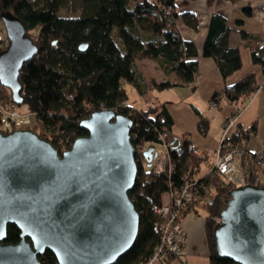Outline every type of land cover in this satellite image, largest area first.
Returning <instances> with one entry per match:
<instances>
[{
  "label": "trees",
  "instance_id": "1",
  "mask_svg": "<svg viewBox=\"0 0 264 264\" xmlns=\"http://www.w3.org/2000/svg\"><path fill=\"white\" fill-rule=\"evenodd\" d=\"M226 1L235 4L239 0ZM5 9L20 17L26 35L38 47L37 53L22 64L18 76L20 104L24 103L32 113L28 129L47 139L61 153L75 138L88 133L81 127V119L95 110L110 108L133 115L134 146L145 141L157 142L164 127L169 129V141L174 140L169 149L174 164L170 172H152L148 169L152 155L145 156L146 150L137 151V176L128 196L139 214V231L133 245L113 264H147L162 241L157 225L160 217L155 210L161 194L167 191L173 194L185 186L194 195L184 203L179 215L203 212L210 264H240L218 255L213 234L214 217L219 215L225 196L233 188L232 181L205 168V149L204 154L197 155L198 149L188 135H174L168 102L134 108L127 104L125 85L136 86L140 93L146 91L144 76L135 63L139 58L153 59L167 76L175 75L172 80L152 82L153 89L163 90L191 84L199 68V55L208 57L215 62L223 82L210 99L219 104L223 98L231 104L225 117L230 118L234 105L243 108V101L264 88L263 37L243 29L241 19L234 24L214 12L205 23L200 53L195 42L184 39L177 26L180 19L189 28L198 30V17L193 10L177 7L175 0H0V13ZM249 12L247 8L246 15ZM237 27L245 41L242 46L249 49L250 59L258 65L260 78L255 70H250L226 82L242 66L241 45L230 43V33ZM7 41V36L0 35V51ZM82 45L84 49L80 48ZM11 100L12 92L0 84V118L1 105ZM203 123L201 117L200 124ZM1 125L0 130L7 132ZM255 129L254 123L247 128L238 126L225 136L221 147L223 150L237 147L240 155L236 164L245 169L247 182L264 186L256 176L264 169V163L253 165L259 150L247 147L249 135ZM5 234L6 242L15 243L20 238L19 229L13 224L7 225ZM175 257L180 258L170 254L165 262ZM38 258L40 264H57L50 249L38 254Z\"/></svg>",
  "mask_w": 264,
  "mask_h": 264
},
{
  "label": "water",
  "instance_id": "2",
  "mask_svg": "<svg viewBox=\"0 0 264 264\" xmlns=\"http://www.w3.org/2000/svg\"><path fill=\"white\" fill-rule=\"evenodd\" d=\"M0 14L8 40L0 51V84L20 105V68L38 47L18 15ZM133 122L132 114L95 110L80 120L88 133L61 153L28 128L0 130V264H40L46 249L57 264H113L126 253L140 221L128 196L137 176ZM218 217V255L264 264V186L231 188ZM8 224L19 229L15 243L4 241Z\"/></svg>",
  "mask_w": 264,
  "mask_h": 264
},
{
  "label": "rangeland",
  "instance_id": "3",
  "mask_svg": "<svg viewBox=\"0 0 264 264\" xmlns=\"http://www.w3.org/2000/svg\"><path fill=\"white\" fill-rule=\"evenodd\" d=\"M177 1L178 0H176L175 2ZM178 7L181 9L184 7L188 8L190 6L183 4ZM69 13L70 12H68V14ZM178 23L180 25V22ZM233 32L234 31H232V33ZM0 35L5 36L4 25L2 24L1 20ZM240 45L242 66L237 72L228 76L226 82H232L236 80L244 72H248L250 70L258 71L259 69L258 65L253 63L250 59L249 49L247 47H243L242 44ZM135 63L137 64L138 72L144 76L143 85H145L144 89L146 91L140 93L137 90L136 86L126 84L125 86L128 97L127 104L129 106L131 105L134 108L141 109V107H144L147 103H163V101L168 102L166 106H168L169 113L171 117H173V124L171 128L175 136L177 135L182 137L188 135V138L192 140L197 149L208 150L209 154L210 151L212 152V150H216L218 149V147L222 150L221 154L225 151H228H223V148L221 147L223 140L221 139L225 138V136H227L231 131H234L238 128L236 120L242 108L239 109L238 105H234L233 115L230 116V118H225L223 123L220 125L223 114L227 113L230 108H232V105L227 104V102L223 98H220V106H218V102L210 99L213 92L218 90L220 85H223L222 80H218V76L217 78H214L212 74H207L204 81L200 82V84H196V86H193L195 83L191 82V84H184V86H174L172 88L158 90L152 88V82L162 81L165 78H169L172 80L173 78H175V75L167 76L165 73H163L158 63H156V61H154L153 59L139 58ZM258 78H260V75H258ZM260 90L262 89H257V92L252 93L251 96L260 92ZM11 101L14 102L13 100ZM248 101L249 100L245 101L244 103L248 104ZM8 104L9 102L4 105L8 106ZM236 108H238V111H236ZM15 111L22 116H28L32 114L31 112L26 110V106L24 103L20 105L17 104ZM260 114L262 115V117L259 121L256 122L257 130L253 134L249 135L250 137L248 138L247 142L248 147H250L252 150L254 148H256V150H259L261 148V133L264 131V107L260 110ZM201 117L204 119L203 124H200ZM1 126L3 127V125ZM26 128H28V126ZM238 132L241 131L239 130ZM234 150H236V152L237 150L240 151L237 147H231L229 149L230 153L231 151L234 152ZM239 155L240 153H237L236 158ZM258 175L259 174H257L256 176ZM162 194H165V192ZM160 203H162V197ZM202 214L203 212L200 213V215ZM203 216L204 215L199 217L201 218ZM218 216L219 215L214 217L216 223Z\"/></svg>",
  "mask_w": 264,
  "mask_h": 264
},
{
  "label": "crops",
  "instance_id": "4",
  "mask_svg": "<svg viewBox=\"0 0 264 264\" xmlns=\"http://www.w3.org/2000/svg\"><path fill=\"white\" fill-rule=\"evenodd\" d=\"M194 1L195 2L178 0L176 3L177 7L183 4L190 6L188 8H184L194 11L196 17H198L199 20V29L194 30L189 28L180 19L177 20V26L178 29H180L182 37L184 39L195 42L200 53L203 36L206 31L205 23L210 15L214 14V12L221 14L234 24L237 19H241V26L243 29L258 36L260 35L264 39V0H239L235 4H232L226 0ZM247 8L250 9V12L246 15L245 10ZM178 22H180V25ZM232 31L234 32L230 33V43L233 45H243L245 41L239 36L238 27L237 29H234ZM198 60L200 61V68L196 71L193 77L192 83H195L193 86H196V84H200V82H203L207 74H212L214 78H217L218 76V80L221 79L220 72L218 71L215 62L212 59L208 57L203 58L201 55H199ZM259 71V69L258 71H256L258 75ZM221 86L222 85H220V87ZM263 89L264 88H262V90H260V92L256 93L255 95L248 97L245 100H249L248 104L244 103L245 101L242 102L244 103L243 108L236 120V124L240 126V128H247L252 123H254L256 125L255 131L257 130L256 122L261 119L262 115L260 114V110L264 107ZM226 116L227 113L223 114L220 125L223 123ZM261 134L262 138L260 141H263L264 131ZM250 150L255 151L256 148H254L253 150L250 148ZM258 176L259 179H261V181L264 183V169L260 170ZM199 216L202 215L190 212V214H186L182 219V227L185 231L186 240L183 245L184 254L181 258L175 257L173 259H170V261L168 262L153 261L148 264H181V259L185 260L186 264H210V260L208 259L209 251L207 248V237L205 236L204 216L201 218Z\"/></svg>",
  "mask_w": 264,
  "mask_h": 264
},
{
  "label": "built area",
  "instance_id": "5",
  "mask_svg": "<svg viewBox=\"0 0 264 264\" xmlns=\"http://www.w3.org/2000/svg\"><path fill=\"white\" fill-rule=\"evenodd\" d=\"M257 92V91H256ZM2 116L0 118V123L7 132L13 129L26 128L31 124L32 114L28 116H22L16 113L15 102L9 101L8 106L1 105ZM12 110V111H10ZM10 111V113H9ZM238 111V108H236ZM132 127V126H131ZM227 135V134H226ZM169 129L164 127V130L158 135L157 142L145 141L142 144L135 146L136 152H143L148 148H152V158L148 161V169L152 172L166 173L174 169V164L170 157V145L171 142L168 139ZM133 136L130 134V141H132ZM222 138L221 140H223ZM261 148L256 152L253 165L261 166L264 163V141L260 144ZM221 149L218 147L216 150L210 151L205 150L206 156L203 158V165L205 168L215 170L218 173L227 177L228 181H232V186H244L247 184L246 171L244 168H240L236 164L238 150L234 152L228 150L221 154ZM224 151V150H223ZM204 154L203 149L197 150V155ZM259 179V176H257ZM162 203L158 205L155 209L156 213L159 215L158 226L161 228L162 241L159 246L155 249L156 251L148 259V263L153 261L165 262L170 254H175L180 258L184 254L183 245L186 240L185 231L182 227V219L179 215V211L184 203L190 201L193 197V191L188 187H182L178 192L171 194L170 192H165L162 194ZM219 217H217V221ZM182 264H186L185 260L181 259Z\"/></svg>",
  "mask_w": 264,
  "mask_h": 264
},
{
  "label": "bare ground",
  "instance_id": "6",
  "mask_svg": "<svg viewBox=\"0 0 264 264\" xmlns=\"http://www.w3.org/2000/svg\"><path fill=\"white\" fill-rule=\"evenodd\" d=\"M152 155V154H151Z\"/></svg>",
  "mask_w": 264,
  "mask_h": 264
}]
</instances>
